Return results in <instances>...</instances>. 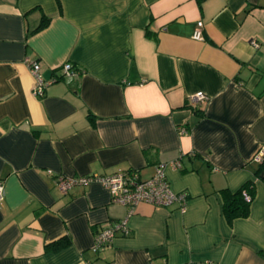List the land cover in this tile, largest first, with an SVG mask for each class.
<instances>
[{"label": "crops", "instance_id": "1", "mask_svg": "<svg viewBox=\"0 0 264 264\" xmlns=\"http://www.w3.org/2000/svg\"><path fill=\"white\" fill-rule=\"evenodd\" d=\"M29 62L52 81L42 96ZM260 146L264 0H0V264H264ZM159 164L183 212L139 203L127 216L99 182L56 185L148 179ZM251 182L249 216L228 223L220 191ZM126 216L127 234L94 251Z\"/></svg>", "mask_w": 264, "mask_h": 264}, {"label": "built area", "instance_id": "2", "mask_svg": "<svg viewBox=\"0 0 264 264\" xmlns=\"http://www.w3.org/2000/svg\"><path fill=\"white\" fill-rule=\"evenodd\" d=\"M203 24L198 21L193 33V39L201 41V29ZM254 47L257 44L253 43ZM29 70L34 79L33 94L42 96L45 89L52 83L51 80H45L41 75V67L37 62H29ZM64 72H71V65L63 66ZM206 96L202 92H197L190 97L193 103L205 100ZM178 133H186L185 128H178ZM252 162L262 163L264 161V146H260L253 155ZM173 169L181 167L180 159L168 164ZM167 164H159L155 168V173L148 179H141L139 172L136 170L120 171L105 176H80L64 177L57 176L56 185L62 194L67 193L76 185H86L91 182H99L106 187L111 195V201L114 204L128 208L127 216L133 213L135 206L139 203H147L156 207H170L177 205L182 212L185 210L187 196L185 192H173L165 176V167ZM4 199V185L0 181V202ZM246 199H249L246 197ZM127 216L116 223H107L95 236L94 251L108 245L115 237L116 233L127 234Z\"/></svg>", "mask_w": 264, "mask_h": 264}, {"label": "trees", "instance_id": "3", "mask_svg": "<svg viewBox=\"0 0 264 264\" xmlns=\"http://www.w3.org/2000/svg\"><path fill=\"white\" fill-rule=\"evenodd\" d=\"M48 21L47 18L43 17L36 30L44 27ZM220 193L222 196V214L228 223L249 216L250 204L254 197V184L252 182L243 185L237 191L232 192L228 189H222ZM246 197L249 199H246ZM67 243L68 241L56 243L55 248L59 249ZM261 256L264 257V254H261Z\"/></svg>", "mask_w": 264, "mask_h": 264}]
</instances>
